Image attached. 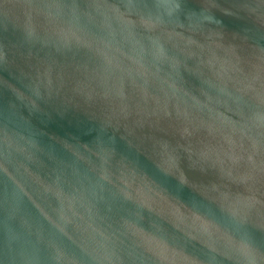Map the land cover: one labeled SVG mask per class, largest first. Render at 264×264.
I'll use <instances>...</instances> for the list:
<instances>
[{"label": "water", "instance_id": "1", "mask_svg": "<svg viewBox=\"0 0 264 264\" xmlns=\"http://www.w3.org/2000/svg\"><path fill=\"white\" fill-rule=\"evenodd\" d=\"M0 264H264V0H0Z\"/></svg>", "mask_w": 264, "mask_h": 264}]
</instances>
